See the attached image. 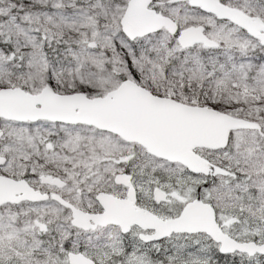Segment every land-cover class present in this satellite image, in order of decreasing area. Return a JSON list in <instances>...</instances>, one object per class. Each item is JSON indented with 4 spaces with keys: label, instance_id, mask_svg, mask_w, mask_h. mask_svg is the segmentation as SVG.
<instances>
[{
    "label": "snow or ice",
    "instance_id": "snow-or-ice-1",
    "mask_svg": "<svg viewBox=\"0 0 264 264\" xmlns=\"http://www.w3.org/2000/svg\"><path fill=\"white\" fill-rule=\"evenodd\" d=\"M0 264H264V0H0Z\"/></svg>",
    "mask_w": 264,
    "mask_h": 264
}]
</instances>
